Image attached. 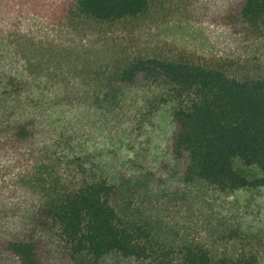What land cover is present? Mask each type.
I'll use <instances>...</instances> for the list:
<instances>
[{
	"label": "trees",
	"instance_id": "trees-1",
	"mask_svg": "<svg viewBox=\"0 0 264 264\" xmlns=\"http://www.w3.org/2000/svg\"><path fill=\"white\" fill-rule=\"evenodd\" d=\"M67 4L68 15L104 25L145 19L154 8V0ZM223 12L224 22L264 33V0H227ZM107 70V76L93 81L87 101L76 96L69 105L87 104L102 121L112 122L118 141L135 142L123 144L122 160H147L151 175L171 184L203 181L221 191L264 185L263 177L249 178L234 165L240 158L264 170L263 79L240 78L221 66L179 55H136ZM42 84L22 73L0 47V161H13L28 173L19 197L0 193L2 260L97 264L117 250L153 264H259L254 250L215 258L199 242L185 241L173 254L161 243L154 221L135 212L139 202L132 201L133 186L120 182L103 160L49 156L53 136L77 138L81 126L75 121H82L73 114L50 124L35 93ZM162 113L170 126L165 148L159 155L139 152ZM43 176L42 197L35 199Z\"/></svg>",
	"mask_w": 264,
	"mask_h": 264
},
{
	"label": "rangeland",
	"instance_id": "rangeland-1",
	"mask_svg": "<svg viewBox=\"0 0 264 264\" xmlns=\"http://www.w3.org/2000/svg\"><path fill=\"white\" fill-rule=\"evenodd\" d=\"M67 1L0 0V47L32 81H43L42 91L35 89V93L46 110L44 118L53 124L56 118L77 114L82 121H75L81 126L77 138L53 136L48 155L103 160L120 182L128 180L133 186L132 201L139 202L135 212L154 221L161 243L173 254L190 241L204 245L215 258H236L254 250L259 264H264V185L221 191L203 181L171 184L165 177L155 178L147 160H122L123 144L132 147L135 142L118 141L112 122L102 121L85 103L69 105L76 96L87 101L94 80L136 55L191 56L240 78L264 80V33L246 32L240 25L224 22L220 16L227 0H154L147 18L114 25L68 15ZM169 128V119L162 113L139 152L159 155ZM48 131L55 133L52 127ZM234 165L249 178H264V170L240 158ZM27 174L13 161L1 160L0 193L19 197ZM45 182L41 177L35 199L42 197L39 190ZM0 264L7 263L0 258ZM97 264L153 262L112 250Z\"/></svg>",
	"mask_w": 264,
	"mask_h": 264
}]
</instances>
